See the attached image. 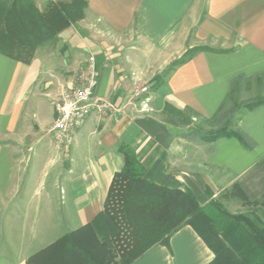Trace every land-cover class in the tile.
<instances>
[{
  "label": "crops",
  "instance_id": "0c3cea01",
  "mask_svg": "<svg viewBox=\"0 0 264 264\" xmlns=\"http://www.w3.org/2000/svg\"><path fill=\"white\" fill-rule=\"evenodd\" d=\"M68 1V0H60ZM42 9L49 0H35ZM84 18L41 47L30 63L0 54V264L29 258L91 223L103 210L114 175L132 148L144 177L188 189L202 205L239 185L264 196V106L245 111L238 128L250 137L201 139L203 126L239 77L264 71V0H86ZM183 65L168 71L186 52ZM96 59V96L112 104L61 145L52 133L54 102L79 85ZM243 80V81H244ZM150 90L148 110L136 99ZM167 107L181 113L171 121ZM192 117L188 125L186 114ZM197 123V124H196ZM213 252L185 226L134 264H210Z\"/></svg>",
  "mask_w": 264,
  "mask_h": 264
},
{
  "label": "trees",
  "instance_id": "16d2710c",
  "mask_svg": "<svg viewBox=\"0 0 264 264\" xmlns=\"http://www.w3.org/2000/svg\"><path fill=\"white\" fill-rule=\"evenodd\" d=\"M87 7L86 0H58L42 9L35 0L0 5V54L30 63L36 49L58 40L61 32L84 18ZM203 49L186 52L168 71ZM244 79L239 77L236 84ZM229 98L213 118L220 128L201 139L213 143L224 137L236 138L246 149H253L250 137L232 127ZM261 106L264 100H257L246 104V111ZM166 110L171 121L178 124L182 114L171 107ZM119 152L124 155L125 166L114 175L104 210L91 223L31 256L27 264H134L153 247H168L172 236L185 226L192 227L213 252L215 258L210 264H264V222L255 213L232 215L217 200L202 205L188 189L150 182L132 148L120 144ZM228 193L243 206L264 205V196L251 200L239 185Z\"/></svg>",
  "mask_w": 264,
  "mask_h": 264
},
{
  "label": "built area",
  "instance_id": "2783aa9c",
  "mask_svg": "<svg viewBox=\"0 0 264 264\" xmlns=\"http://www.w3.org/2000/svg\"><path fill=\"white\" fill-rule=\"evenodd\" d=\"M58 0H49L56 2ZM82 75L79 85L64 89L54 102L56 121L52 133L57 142L69 146L74 141L75 132L80 129L90 117L102 118L113 107L112 104L96 96L99 84V72L95 57L91 56ZM150 90L144 86L134 92L136 99H142V110H148L151 98Z\"/></svg>",
  "mask_w": 264,
  "mask_h": 264
},
{
  "label": "rangeland",
  "instance_id": "374dc122",
  "mask_svg": "<svg viewBox=\"0 0 264 264\" xmlns=\"http://www.w3.org/2000/svg\"><path fill=\"white\" fill-rule=\"evenodd\" d=\"M12 1L13 0H0V5H9V3H11ZM57 43L58 41L56 40L52 43H49L46 46H52ZM35 55H36V51L34 53V57ZM261 73H259L255 77H252L249 80H244V81L241 80L240 82L234 85L230 98L227 102V111L228 110L233 111L234 124L232 125V127L234 129L238 128L241 115L246 111V104H250L257 100H264V76L260 77ZM191 117L192 116L189 113L186 114L185 116L186 119L184 122H186L187 125L190 122H192ZM219 128L220 125L202 127L204 131L206 130L214 131ZM216 200L223 206V208L226 211H228V213L232 215L247 214L248 212H253L264 222V205L255 206V207L243 206L242 205L243 202L241 200L236 199L235 197L233 198L232 196L229 195L228 192L220 193L219 197Z\"/></svg>",
  "mask_w": 264,
  "mask_h": 264
}]
</instances>
